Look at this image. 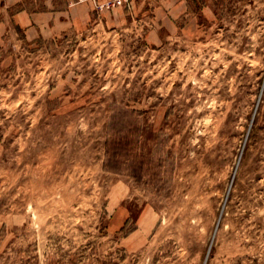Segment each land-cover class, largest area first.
<instances>
[{
  "label": "rangeland",
  "instance_id": "obj_1",
  "mask_svg": "<svg viewBox=\"0 0 264 264\" xmlns=\"http://www.w3.org/2000/svg\"><path fill=\"white\" fill-rule=\"evenodd\" d=\"M53 1L0 36V264H264V0Z\"/></svg>",
  "mask_w": 264,
  "mask_h": 264
},
{
  "label": "crops",
  "instance_id": "obj_2",
  "mask_svg": "<svg viewBox=\"0 0 264 264\" xmlns=\"http://www.w3.org/2000/svg\"><path fill=\"white\" fill-rule=\"evenodd\" d=\"M20 1L22 0H0V36L10 28L9 24H11L15 28L24 29L27 38L33 37L34 33L41 34L43 38L46 33L52 35L58 32L61 25H65L69 20L70 3L60 9L47 5L45 10L27 11L23 9L10 14L8 11L9 6ZM49 2L52 5L54 3L53 0H49ZM206 6H208V3L202 8Z\"/></svg>",
  "mask_w": 264,
  "mask_h": 264
},
{
  "label": "trees",
  "instance_id": "obj_3",
  "mask_svg": "<svg viewBox=\"0 0 264 264\" xmlns=\"http://www.w3.org/2000/svg\"><path fill=\"white\" fill-rule=\"evenodd\" d=\"M187 4L189 6H193L189 12L194 13L197 12V10H201V8L206 5V0H186ZM27 10V11H37V10H45L46 6L41 5L39 9H37L35 6H28L25 3V0H22L20 2H17L11 6H9L8 11L10 14H13L15 12L21 11V10ZM123 144H121L120 140H114V139H106L105 140V157L108 159L109 156L114 154L116 150L122 149ZM125 224L120 228V230L124 229Z\"/></svg>",
  "mask_w": 264,
  "mask_h": 264
}]
</instances>
